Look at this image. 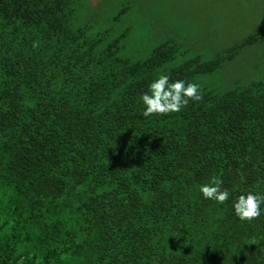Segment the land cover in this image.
Here are the masks:
<instances>
[{
	"label": "trees",
	"instance_id": "16d2710c",
	"mask_svg": "<svg viewBox=\"0 0 264 264\" xmlns=\"http://www.w3.org/2000/svg\"><path fill=\"white\" fill-rule=\"evenodd\" d=\"M115 3L0 0V264H264V216L199 192L264 194V79L199 80L252 40L176 64L174 35L138 51ZM161 73L202 100L144 117Z\"/></svg>",
	"mask_w": 264,
	"mask_h": 264
},
{
	"label": "rangeland",
	"instance_id": "374dc122",
	"mask_svg": "<svg viewBox=\"0 0 264 264\" xmlns=\"http://www.w3.org/2000/svg\"><path fill=\"white\" fill-rule=\"evenodd\" d=\"M108 1H116L110 9L114 13L129 6L126 22L138 29L134 42L138 51L147 52L172 33L181 52L176 64L196 57L209 60L223 56L234 46L252 40L220 71L199 77L201 85L222 92L236 80L249 83L264 79V0H92V4L108 7ZM145 23L155 38L143 36ZM100 25L108 26L104 22Z\"/></svg>",
	"mask_w": 264,
	"mask_h": 264
},
{
	"label": "clouds",
	"instance_id": "9594fccd",
	"mask_svg": "<svg viewBox=\"0 0 264 264\" xmlns=\"http://www.w3.org/2000/svg\"><path fill=\"white\" fill-rule=\"evenodd\" d=\"M35 46L34 44L33 47ZM202 98L199 83L186 82L183 79L172 80L169 75L161 73L148 84L147 91L139 96V102L143 105V116L148 118L153 115L179 113L190 102H199ZM222 183L221 179L216 178L199 185L202 198L218 205H224L231 198L233 215L240 222L251 223L264 216V194L248 191L232 196L229 189L222 188ZM18 264L23 262L19 261Z\"/></svg>",
	"mask_w": 264,
	"mask_h": 264
}]
</instances>
